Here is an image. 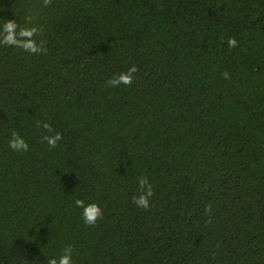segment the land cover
I'll list each match as a JSON object with an SVG mask.
<instances>
[{
	"label": "trees",
	"instance_id": "1",
	"mask_svg": "<svg viewBox=\"0 0 264 264\" xmlns=\"http://www.w3.org/2000/svg\"><path fill=\"white\" fill-rule=\"evenodd\" d=\"M7 20L46 52L0 44V264H264V0H0Z\"/></svg>",
	"mask_w": 264,
	"mask_h": 264
},
{
	"label": "clouds",
	"instance_id": "2",
	"mask_svg": "<svg viewBox=\"0 0 264 264\" xmlns=\"http://www.w3.org/2000/svg\"><path fill=\"white\" fill-rule=\"evenodd\" d=\"M43 4L44 6H48L51 4V0H43ZM25 19L28 23L32 22V17L30 16L25 17ZM18 27L17 22L14 20L5 21L2 29H0V44L23 49L32 54L46 52L43 42L37 44L35 40V36L38 34V29L36 27H19V30ZM227 43L230 48H234L238 44L234 37L230 38ZM137 71V67L133 65L127 72H122L110 78L107 84L114 88L119 87L121 84L130 86L133 83L134 74ZM222 75L225 79L229 78V73L227 72H224ZM37 126L43 127L49 133H53L54 131L52 126L45 122L37 121ZM61 139L62 134L60 132H55L53 135L43 136L42 142H46L49 148H56ZM9 147L17 152H27L29 149V145L25 139L16 132L12 133L9 140ZM137 180L140 194L132 198L133 203L140 209L149 210L151 207L150 198L154 195L153 187L147 177H138ZM74 205L82 209L81 215L87 226H94L97 221L103 217V210L96 203L85 204L84 200L76 199ZM205 211L210 213L211 205L207 206ZM207 223H211V220L209 219ZM47 264H73V248L71 246L64 248L59 257L48 259Z\"/></svg>",
	"mask_w": 264,
	"mask_h": 264
}]
</instances>
